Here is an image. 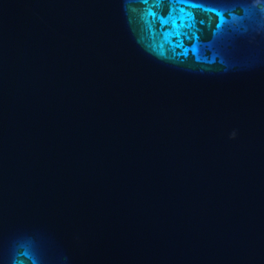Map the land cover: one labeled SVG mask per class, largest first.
Masks as SVG:
<instances>
[{"label": "water", "instance_id": "1", "mask_svg": "<svg viewBox=\"0 0 264 264\" xmlns=\"http://www.w3.org/2000/svg\"><path fill=\"white\" fill-rule=\"evenodd\" d=\"M0 264H264V0H0Z\"/></svg>", "mask_w": 264, "mask_h": 264}]
</instances>
